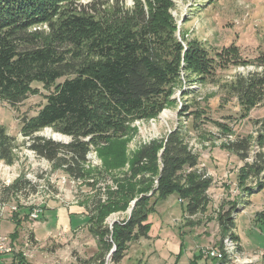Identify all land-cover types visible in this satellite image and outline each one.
<instances>
[{"label":"trees","instance_id":"trees-1","mask_svg":"<svg viewBox=\"0 0 264 264\" xmlns=\"http://www.w3.org/2000/svg\"><path fill=\"white\" fill-rule=\"evenodd\" d=\"M125 1L0 0V101L15 108L37 93L33 84L48 91L36 116L23 121L21 134L28 150L76 180L83 177L85 155L96 141L123 138L134 121L152 119L163 110L177 84L181 54L189 72L210 84H216L217 70L230 65L264 69V55L243 61L235 45L213 54L197 42L183 40L182 45L169 0H132L129 8ZM232 82L228 93L237 99L245 118L264 96V71ZM216 126L225 130V125ZM44 129L68 137L69 143L37 137ZM15 144L0 125V161L8 166L14 163ZM251 145L249 138H241L223 148L245 162ZM258 147L262 150L264 141ZM197 163L198 156L176 129L164 140L142 146L131 168L147 166L158 173L154 203L176 194L188 201L185 209L194 216L205 202L210 181L202 174L187 177L181 185L180 174L194 170ZM243 171L245 178L264 172L260 151L244 163ZM146 202L144 196L138 198L130 215L111 227L104 224L110 205L101 206L89 226L97 251L78 264H104L108 255L111 264H119L132 241L147 238L152 212ZM15 226L11 240L18 234L19 224Z\"/></svg>","mask_w":264,"mask_h":264},{"label":"rangeland","instance_id":"rangeland-1","mask_svg":"<svg viewBox=\"0 0 264 264\" xmlns=\"http://www.w3.org/2000/svg\"><path fill=\"white\" fill-rule=\"evenodd\" d=\"M169 1L173 3L170 15L179 40L200 43L211 54L235 45L243 61L264 55V0ZM124 5L131 7L132 0H126ZM180 65L177 84L163 110L152 119L134 121L123 138L107 143L101 138L96 141L85 155L87 163L82 166L83 177L79 180L53 169L46 160L28 150L27 139L21 134L23 121L36 116L45 104L48 91L40 84H33L37 93L27 96L17 107L11 108L0 101V125L7 135L16 139L14 163L8 166L0 161V204L19 208L18 213L25 215L22 222L26 226L40 222L44 216L47 221L35 230L36 236L46 234V229H51V235L56 231L54 223L47 218L49 214L43 215L44 209L38 219L29 218L33 208H43L49 203L79 208L81 231L75 232L70 240L75 241L77 248H66L65 243L54 247L60 258H71L92 253L88 246L92 237L89 226L101 206L110 205L111 213L104 224L111 227L113 222L126 219L136 200L144 196L152 212L147 219L150 225L147 238L132 241L120 264H230V259L231 264H264V172L245 178L243 171L244 163H250L259 151L264 157V148L258 149L264 141V96L247 117L241 118L237 99L230 96L227 88L236 78L264 69L247 64L230 65L217 70L214 77L217 82L210 84L189 72L182 54ZM217 123L225 125L228 135L222 134L224 131ZM176 129L181 130L189 149L198 156L196 168L180 174L181 185L187 177L202 174L210 181L205 202L194 216L185 209L188 201L176 194L154 203L158 173L147 166L131 168L134 155L142 146L162 141ZM36 136L69 143L68 137L51 129L41 130ZM241 138H249L252 144L245 162L223 148L227 142ZM24 186V191H20ZM35 195L37 201L33 202L31 196ZM12 227L3 217L0 234H6ZM32 239L26 234L27 250L19 253V258H28V251L37 243ZM105 262L111 264L109 260Z\"/></svg>","mask_w":264,"mask_h":264},{"label":"crops","instance_id":"crops-1","mask_svg":"<svg viewBox=\"0 0 264 264\" xmlns=\"http://www.w3.org/2000/svg\"><path fill=\"white\" fill-rule=\"evenodd\" d=\"M31 198L33 202L37 201V199H35L37 198L36 195L31 196ZM28 200L30 199L27 198V201ZM11 207L13 208L15 207L16 210L14 212H11L10 210ZM43 209H44L43 215H45V213L46 215L49 214V217L47 218L49 219L50 222L54 223L55 231H56L55 235H51L52 233L50 232L51 229H46V232H44L46 234H43L41 236H36L35 230L42 228L40 226H42L43 224L45 225L46 222L44 221H47L44 218V216L41 217L40 222L33 223L32 225L27 224L26 226V224L22 222L25 215L23 216L21 213H18L19 208H17L16 206H12L11 204H5V210L7 211H4V213H2V215L0 216V221L4 217L6 218V220H9L12 223L13 227L11 231H8L4 235L3 234L0 235L4 237L5 236L10 237L15 231L16 228L15 223L19 221L20 225L18 226L17 229L18 234L16 238L12 240L15 247L18 250L23 249L22 253H25V251L27 250L24 247L26 234L30 235L31 239L33 238L32 240L33 241L35 240L37 243L33 248H31L28 251L29 254L28 258L21 259L19 258V254L16 255L13 254L10 256L5 255L4 257H0V264H78V261H86L95 255L97 251L96 240L93 237H91L88 243V246L92 250V253L90 255H87V257H85L82 256L81 254L79 257L76 256L74 257L73 255V257L71 258H65V257L60 258L58 256L59 253L57 252V250L54 251V247L56 246V244L65 243L66 248H73V249L77 248L75 245V241L72 240V242H70V240L72 239L73 234L75 232L79 231L80 233L81 231V227L78 228V223L82 215L80 211H78L79 208L56 206L51 203L45 204V207H43ZM123 260L124 259H122V261Z\"/></svg>","mask_w":264,"mask_h":264},{"label":"built area","instance_id":"built-area-1","mask_svg":"<svg viewBox=\"0 0 264 264\" xmlns=\"http://www.w3.org/2000/svg\"><path fill=\"white\" fill-rule=\"evenodd\" d=\"M10 209H16L15 207H11ZM5 211V204H0V212ZM42 213V207L33 208L31 213L29 214V218L38 219L40 214ZM23 249H17L9 236L0 235V257L10 256L13 254L22 253ZM109 256V255H108ZM105 264V263H104Z\"/></svg>","mask_w":264,"mask_h":264},{"label":"bare ground","instance_id":"bare-ground-1","mask_svg":"<svg viewBox=\"0 0 264 264\" xmlns=\"http://www.w3.org/2000/svg\"><path fill=\"white\" fill-rule=\"evenodd\" d=\"M106 260H109V259H106ZM215 260V259H214ZM237 261V260H236ZM229 263L231 264V259H230V261H229ZM105 264H107L106 262H105ZM241 264V263H240ZM244 264H251L250 262H247V263H244Z\"/></svg>","mask_w":264,"mask_h":264}]
</instances>
